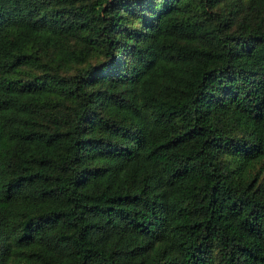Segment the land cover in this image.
<instances>
[{"label": "trees", "instance_id": "1", "mask_svg": "<svg viewBox=\"0 0 264 264\" xmlns=\"http://www.w3.org/2000/svg\"><path fill=\"white\" fill-rule=\"evenodd\" d=\"M0 264H264V0H0Z\"/></svg>", "mask_w": 264, "mask_h": 264}]
</instances>
